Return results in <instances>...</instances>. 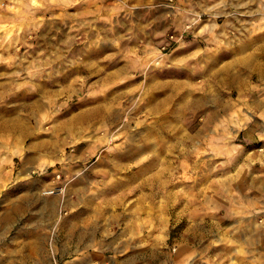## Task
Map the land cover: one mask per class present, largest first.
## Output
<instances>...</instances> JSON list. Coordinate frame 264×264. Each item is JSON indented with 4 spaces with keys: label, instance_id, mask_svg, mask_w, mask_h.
<instances>
[{
    "label": "rangeland",
    "instance_id": "1",
    "mask_svg": "<svg viewBox=\"0 0 264 264\" xmlns=\"http://www.w3.org/2000/svg\"><path fill=\"white\" fill-rule=\"evenodd\" d=\"M206 2L0 0V146L10 147L0 150L6 157L0 155V176L8 164L18 173L41 146L29 175L44 183L37 188L42 213L34 205L32 213L17 216L12 231L0 223V264H115L120 256H147L153 240L150 264H264V87L256 96L262 105L249 109V125L231 112L207 121L199 77L191 78L195 95L188 98L162 86L168 77L163 58L192 37L194 25L187 21L169 32L167 43L171 35L177 42L163 52L164 39L158 57L132 29L156 6L168 18L215 19L198 8ZM219 2L232 6V0ZM115 72L122 75L112 86L97 83ZM82 180L92 190L121 193L124 220L103 237L124 232L132 244L84 247L74 255L92 256L91 263H65L74 260L73 238L88 237L79 232L88 227V215L76 214L87 203L72 192ZM186 187L192 188L188 198ZM142 193L150 197L145 209L135 204ZM0 196L1 210L7 201ZM53 196L75 203L56 204ZM154 207L156 220L146 216ZM128 227L131 234L122 231Z\"/></svg>",
    "mask_w": 264,
    "mask_h": 264
},
{
    "label": "crops",
    "instance_id": "2",
    "mask_svg": "<svg viewBox=\"0 0 264 264\" xmlns=\"http://www.w3.org/2000/svg\"><path fill=\"white\" fill-rule=\"evenodd\" d=\"M142 1L153 2L158 5L162 0ZM213 1L207 0L206 4H201V7H198L203 11L210 12L215 17L210 21L195 22L193 20L195 17L187 18V15L185 17L183 15L182 17L168 18L165 9L156 6L149 10L148 15L150 17L137 18V24L132 29L144 39L143 48L146 50L152 44L151 46L156 49L153 51L155 57H158L161 54L159 44L165 39L166 35L172 32L173 29L182 30L187 21L192 23V26L194 25V28L197 29L193 32L194 34H191L192 37L176 43L172 52L166 57L161 55V57H164L163 62L167 68L164 73L168 75L166 80H162V86L168 87L173 96L187 97L195 95V91L191 90L193 85L191 78L197 76L201 79L200 101L204 112L203 117L207 121L209 119L220 120L226 117V112H231L233 118L245 119L243 126H247L249 121L246 119L253 118L254 115L249 109L262 105L256 96L261 92L260 87H264V0H232L231 8H228L229 4L225 5L224 3L222 5L219 0ZM223 1L225 2V0ZM193 7L195 5H191V8ZM222 17L224 19L219 21L218 19ZM231 30H234L232 34L230 33ZM165 43H167L166 39ZM119 73L121 72L101 76L100 82L97 83L103 86H112L113 81L122 75ZM157 80L161 86V78H157ZM228 93H234L236 97L227 98ZM151 95L156 97V92ZM181 100V103L186 104L185 99ZM34 147L40 152L41 146ZM7 149H10V147L0 146V150ZM39 152L36 151V154L30 155L29 160L26 159L25 167L20 168L18 173L13 174L10 164H8V166H5L7 167L5 174L0 176V190L7 189L6 193H2L3 190L0 191V195L2 194L4 200L7 201L0 210V214L3 215V220L0 218V223L3 225L6 221L10 231L15 230L17 221L20 220V217L17 216L22 217L32 213L34 205H37L36 213H42L40 211L42 205H39V203L43 202L44 195L39 189L44 184L43 180L31 181L29 175V170L33 166L39 165L37 162L41 156ZM1 153V158H6ZM102 165H106V162ZM0 167H4V165L0 164ZM22 182H25V184H21ZM91 188L92 185L89 181L82 180L72 190L74 199L78 198L83 203H87V206H76V208L79 207L76 214L88 215L86 220L88 227H82L79 230L88 237L78 235L77 238H73L71 244L68 242V244L77 248V250H74L73 255L80 252L84 247L130 246L132 243L124 239V232L113 234L110 239L103 237L106 232L112 229L110 226H117L124 220L125 215L122 214L120 208L121 193L105 189L97 191ZM18 189L21 191L18 192ZM184 192L185 198H188L192 194V188L190 187L187 190L186 187ZM174 195H176V192ZM147 197L143 193L137 195V203L135 204H140L145 209L144 200L150 198ZM52 199L56 204L60 202L62 205L66 204L67 207L75 203L70 202L64 196H53ZM188 207H190L189 202L185 203L184 210L186 211ZM136 208L138 210L140 207ZM152 209L154 210L153 213L146 214V216L150 217L151 215V218L156 220V207ZM56 213L55 206L54 214ZM86 221L81 219L82 223ZM134 221L136 222V219ZM56 223L59 224V220ZM132 228L128 227L122 231L131 234ZM113 229L115 228L113 227ZM191 229L186 227V231L192 232ZM134 235L133 232V238ZM48 243L47 240L46 245ZM151 245L153 246L152 249L144 250L147 252V256L143 255V258L137 256V259H135L134 256L124 255L116 258L113 263L137 264V261L142 260V264H150L156 256V240H153ZM151 255H153L152 259ZM77 256H73L74 260L63 259V262L77 263L88 260L89 263L92 262V256L84 258V260H77ZM58 257L61 260V256ZM228 262L234 264L237 261L228 259Z\"/></svg>",
    "mask_w": 264,
    "mask_h": 264
},
{
    "label": "built area",
    "instance_id": "3",
    "mask_svg": "<svg viewBox=\"0 0 264 264\" xmlns=\"http://www.w3.org/2000/svg\"><path fill=\"white\" fill-rule=\"evenodd\" d=\"M189 28V27H188ZM177 42V38H176V36L175 35H171L170 36V39H169V42L167 43V44H165V46L164 47H162V51L164 52H166V51H168L170 48L169 47H171L172 46V44H174V43H176ZM163 54V53H162ZM164 55V54H163Z\"/></svg>",
    "mask_w": 264,
    "mask_h": 264
}]
</instances>
